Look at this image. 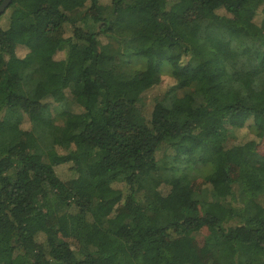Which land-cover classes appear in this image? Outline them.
Segmentation results:
<instances>
[{
  "label": "trees",
  "instance_id": "trees-1",
  "mask_svg": "<svg viewBox=\"0 0 264 264\" xmlns=\"http://www.w3.org/2000/svg\"><path fill=\"white\" fill-rule=\"evenodd\" d=\"M100 1L0 15V264H264V0Z\"/></svg>",
  "mask_w": 264,
  "mask_h": 264
},
{
  "label": "rangeland",
  "instance_id": "rangeland-1",
  "mask_svg": "<svg viewBox=\"0 0 264 264\" xmlns=\"http://www.w3.org/2000/svg\"><path fill=\"white\" fill-rule=\"evenodd\" d=\"M100 2L106 6L110 2V0H101ZM77 12H78V10L73 12V13H70L69 16L71 18H76L75 24L77 26L81 27L82 29H84V28H86L87 22L84 24L82 21H80L79 17L76 16ZM255 21L257 23H259L260 17H256ZM101 39H103V38H101ZM23 53H24V51L18 52L19 55H22ZM62 57H63V54H61V53H58L55 56L56 59H61ZM131 64H133L135 66H139V65L143 66L144 65L143 62L141 60H138V59H133ZM24 74L25 75L32 74V68L26 69L24 71ZM28 78H30V76ZM170 86H171L170 77L166 74V70H163L160 84L158 86L154 87L152 90L147 91L143 94L141 104H146L147 102L152 101V100H156V99L161 100L165 96L166 91L168 90V88ZM195 89H196L195 86H191L189 88H185L183 90V92L186 94L193 95V97L196 99ZM72 101H73L72 97L69 94H67L66 99L62 103H60V104L58 103L57 105L54 106L55 117H54L53 123L55 125L61 126L63 124V117L61 116V114L63 112L69 111L72 108ZM26 126H28V125H26ZM237 133H238L237 136L235 137V139L231 140L230 144H232V143L233 144H242V143H245L247 140L250 139L249 134L246 133L244 130L238 131ZM67 168H68L67 166H59V167L55 168V172H56L57 176L63 181L69 180L73 176L72 172L69 171ZM205 172H206L205 168H200L197 170L198 175L201 173H203V175H204ZM197 173H196V175H197ZM232 189H233V192L235 194V200L233 201L232 207L234 208V210H236V209L238 210V209L243 208L246 201L242 200V197L240 195L241 194L240 193V186L238 184H233ZM207 194L208 193L206 191H202L199 194H197L195 196V198L198 200H201L202 202H206L208 199ZM236 221H238V220H236Z\"/></svg>",
  "mask_w": 264,
  "mask_h": 264
},
{
  "label": "water",
  "instance_id": "water-1",
  "mask_svg": "<svg viewBox=\"0 0 264 264\" xmlns=\"http://www.w3.org/2000/svg\"><path fill=\"white\" fill-rule=\"evenodd\" d=\"M13 0H2L0 3V15L7 9Z\"/></svg>",
  "mask_w": 264,
  "mask_h": 264
}]
</instances>
